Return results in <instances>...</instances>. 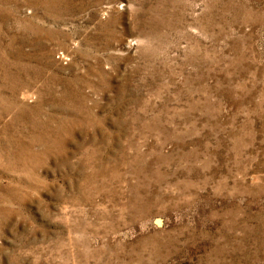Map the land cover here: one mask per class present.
Returning a JSON list of instances; mask_svg holds the SVG:
<instances>
[{
    "label": "rangeland",
    "instance_id": "rangeland-1",
    "mask_svg": "<svg viewBox=\"0 0 264 264\" xmlns=\"http://www.w3.org/2000/svg\"><path fill=\"white\" fill-rule=\"evenodd\" d=\"M0 264H264V0H0Z\"/></svg>",
    "mask_w": 264,
    "mask_h": 264
}]
</instances>
